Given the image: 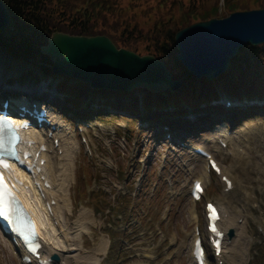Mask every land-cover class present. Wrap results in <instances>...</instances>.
I'll use <instances>...</instances> for the list:
<instances>
[{
	"label": "rangeland",
	"instance_id": "obj_1",
	"mask_svg": "<svg viewBox=\"0 0 264 264\" xmlns=\"http://www.w3.org/2000/svg\"><path fill=\"white\" fill-rule=\"evenodd\" d=\"M117 2L124 8L130 0ZM143 5L145 9L154 8L157 1L143 0ZM219 5L221 12H224V0H220ZM131 13L128 12L127 16ZM145 19L147 17L143 15L140 22ZM151 25L152 21L149 26H143V29L147 30ZM141 42L143 41L139 40L137 43ZM38 60H16L7 50L0 47V90L9 87L15 91L4 93H15L17 100H35L46 105L51 117L65 127H59L64 130L58 132L70 149L73 144L77 146V150L73 151L72 163L68 166V186L65 195L59 197L57 209L65 221L60 228L66 226V233L59 235L56 232L54 236L65 237L64 250L75 247L78 251H65L59 264H115V258L118 264H195L192 246L198 234L195 233L196 226L207 243L204 205L208 200L228 210L227 219L230 222L223 221L224 228L228 223L237 227L235 237L231 241H225L223 264H264V116L244 119V116H248V113H245L248 110L246 111L245 106L240 108L242 103L235 104L236 106L225 111L223 107L220 108L216 116L227 121H234L235 117L240 118L239 121L232 122V129L228 125L231 134L237 135L240 142L228 140L227 148L218 143L219 138L225 136L216 130L217 126L207 131H196L193 135L173 133L177 141L184 142L187 146H203L215 153L225 174L235 183V189L229 193L224 191L219 176L206 170L205 158L196 155L191 148L181 146L179 142L169 143L164 137L161 139L160 134H156L160 128L155 129L156 131L142 128V133L130 136L125 129L129 126L128 119L120 115L103 118L104 121H86L90 126L87 128L78 122L79 119L67 118L62 114V109L54 105L58 98L56 99L51 90L55 89L57 96L62 98L56 83L61 78L45 77L33 82L25 80L22 81L24 85H15L19 82L15 77H22L27 71L40 70ZM6 79L11 80L8 83ZM5 96L0 95V100L6 98ZM237 112L239 113L235 114ZM78 125L84 128L91 154L86 150L87 144L81 141ZM135 126L141 128L139 122H136ZM238 147L246 150L248 155H240L236 150ZM57 149L58 147L55 150ZM55 155L61 156L56 151ZM117 169L125 171L119 179L116 178ZM83 175L81 184L79 178ZM128 176H131V182L134 181V188H131ZM51 178L54 180L52 172ZM60 178L59 176V180ZM94 178L97 180H93ZM198 178L203 181L206 194L202 201L195 203L190 199L189 193L192 182ZM59 180L57 182H60ZM168 181H171L172 185ZM143 186H146V192L149 194L148 200L137 207L134 214L129 215L128 212L126 216L127 208L122 205L123 196L131 194L136 197ZM49 196L55 198L56 193L50 192ZM79 203L83 204L84 209H79ZM131 203L130 206H134L135 203L139 204V201L131 199ZM120 215L123 218L119 219ZM56 228L59 229V226ZM81 229L91 230L93 234H108L111 253L109 247L103 262L102 257L97 258L92 253L82 251L81 247H85L82 246L83 239L87 238L79 234ZM158 230L162 233L158 234ZM117 231H127V234L131 235L124 239L123 246L118 244L117 238L112 234ZM137 252L140 256L136 255ZM143 254L154 255L155 258L151 259ZM207 254L208 264H219L212 260L210 250ZM125 258L128 259L124 261ZM0 264H23L21 252L13 247L1 230Z\"/></svg>",
	"mask_w": 264,
	"mask_h": 264
},
{
	"label": "trees",
	"instance_id": "obj_2",
	"mask_svg": "<svg viewBox=\"0 0 264 264\" xmlns=\"http://www.w3.org/2000/svg\"><path fill=\"white\" fill-rule=\"evenodd\" d=\"M3 1L11 16L12 29L0 31V47L22 62L41 58L38 60L40 70L27 71L22 77H15L19 80L16 83L40 81L45 77L61 78L56 83L62 98L54 89L58 98L54 105L62 109V114L69 119L96 118L104 121L103 118L120 115L128 119L129 126L125 129L130 136L142 133L135 126L137 120L147 121L153 129L166 124L180 133H190L210 129L216 123L220 108L225 111L223 98L242 103L240 108L245 106L248 110L244 119L264 116V43L241 48L228 70L213 79L191 74L177 58L175 44V34L180 29L236 11L264 8V0H224V12H221L220 0H156L157 5L148 9L144 8L143 0H130L124 8L117 0ZM130 11L131 15L127 16ZM143 15L147 19L140 22ZM151 21L152 27L144 30L143 26H149ZM56 31L87 36L107 35L118 47L152 54L165 62L173 78L181 79L182 85L175 91L161 93L146 89L121 92L92 88L80 80L56 75L52 71V60L41 51ZM139 40L143 42L137 43ZM52 102L55 101L52 99ZM189 113L197 114L198 119H184ZM239 119L235 117L233 122ZM116 173L119 179L125 171L117 169ZM79 179L82 184L84 175ZM128 181H131L130 176ZM148 195L146 186H143L136 197L131 194L123 196L122 205L128 209L133 199L139 204L135 203L132 209L140 207L148 200ZM118 235L127 234L116 233Z\"/></svg>",
	"mask_w": 264,
	"mask_h": 264
},
{
	"label": "water",
	"instance_id": "obj_3",
	"mask_svg": "<svg viewBox=\"0 0 264 264\" xmlns=\"http://www.w3.org/2000/svg\"><path fill=\"white\" fill-rule=\"evenodd\" d=\"M11 29L10 13L0 0V31ZM263 43L264 8L196 22L175 34L179 61L194 76L207 79L225 73L241 48ZM41 51L52 60L54 73L88 83L92 88L161 93L182 85L163 60L120 48L107 35L54 32ZM229 235L232 237L234 230ZM51 258L61 260L58 253Z\"/></svg>",
	"mask_w": 264,
	"mask_h": 264
},
{
	"label": "bare ground",
	"instance_id": "obj_4",
	"mask_svg": "<svg viewBox=\"0 0 264 264\" xmlns=\"http://www.w3.org/2000/svg\"><path fill=\"white\" fill-rule=\"evenodd\" d=\"M19 103H21V101H19ZM52 126H55L54 130L52 129ZM59 127H63V125L61 126L57 119L51 117V124L47 129H30V131L27 133L29 135V138L39 142H45L49 144L50 141L47 138V135L50 132H53V134H55L56 132V135L51 139L52 145H48L47 153L42 154L43 157L46 159V163L44 164L43 168H40V171L34 170L33 176H29L23 170L18 171L16 173L18 178L21 179L23 182V185L21 186V191L24 197V204L29 210L33 212L31 218L35 224L36 232L40 236V242H42L43 248H48V252L58 248L64 249L63 247L66 246L64 242L65 237L60 236L59 238H57L54 235L56 232L57 234H59V229L56 228V222L61 217V215L57 211L60 202L59 197L65 195L64 193L66 191V186H68V166L72 163L73 151L77 150V146L75 144H73L71 146L72 149H70L63 136H61L60 132H58L62 131V129L60 130ZM218 128L219 129H217V131L225 136V140H222V142H225L226 140H229L231 142L232 140H234L233 142H240L239 137L237 135L230 134L229 130L226 128V124L220 125ZM58 138H60V146L56 151L59 154V150L61 149L63 151V154L61 156H57L53 153V142L55 139ZM236 150L242 152L240 148H236ZM247 155L248 152L245 150L244 156ZM51 172L54 180H52L51 178ZM59 176L61 177L60 180ZM42 178H44L45 181L42 180ZM57 180H59L60 182H57ZM38 184L40 185L41 190H39V187L37 186ZM234 184L235 183H233V187ZM50 192L56 193V197L54 198L56 204L48 206V202L51 200V198L49 197L48 201L45 200V198L47 195L50 194ZM42 206H44V208ZM218 207L220 209L221 218H224L226 214L227 216H229V212L226 208H223V206L221 205H218ZM53 216H55V218L57 219L56 221L54 220ZM226 221L230 222L229 219H226ZM230 228L235 229V232H237V227L231 223H228L222 231H228ZM5 237L7 236L5 235ZM225 240L226 235L222 242V252H225L223 251ZM14 246L16 249H18L15 244ZM70 248L71 247H68V249ZM40 257L42 259H47L49 255L42 254Z\"/></svg>",
	"mask_w": 264,
	"mask_h": 264
},
{
	"label": "snow or ice",
	"instance_id": "obj_5",
	"mask_svg": "<svg viewBox=\"0 0 264 264\" xmlns=\"http://www.w3.org/2000/svg\"><path fill=\"white\" fill-rule=\"evenodd\" d=\"M3 129L0 128V133ZM17 139L16 136H12L5 139L3 135H0V218L14 226V231L22 236L24 241L28 244L31 251L35 252L39 245L31 243L32 239L36 235V230L33 222L28 218L23 206L19 203L15 193L7 184L3 170H11V164L8 162L7 157L15 156L16 150L14 142ZM23 163V161H21ZM197 190H200V186L196 185ZM212 218L215 220L218 218L214 209H212ZM216 231L215 227L212 229ZM200 255V253H198Z\"/></svg>",
	"mask_w": 264,
	"mask_h": 264
},
{
	"label": "crops",
	"instance_id": "obj_6",
	"mask_svg": "<svg viewBox=\"0 0 264 264\" xmlns=\"http://www.w3.org/2000/svg\"><path fill=\"white\" fill-rule=\"evenodd\" d=\"M91 231V230H90ZM90 238L83 239L82 246L81 247L87 254L92 253L93 256L99 258L102 257V259L107 255L109 252V247H110V238L107 233H99V234H93L91 231ZM91 241V243H90Z\"/></svg>",
	"mask_w": 264,
	"mask_h": 264
}]
</instances>
